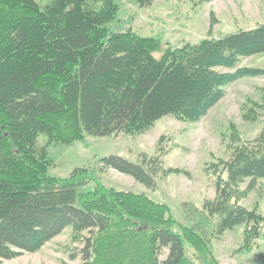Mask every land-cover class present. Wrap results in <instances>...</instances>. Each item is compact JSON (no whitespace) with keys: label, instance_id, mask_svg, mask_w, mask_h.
<instances>
[{"label":"trees","instance_id":"16d2710c","mask_svg":"<svg viewBox=\"0 0 264 264\" xmlns=\"http://www.w3.org/2000/svg\"><path fill=\"white\" fill-rule=\"evenodd\" d=\"M130 1L139 8L152 2ZM119 9V0H0V263L39 251L67 228L83 244L82 264H219L211 238L237 226L241 249L264 238V215L240 205L264 179V130L245 142L229 125L230 157L210 166L214 200L200 210L184 207L191 225L178 223L166 204L107 188L96 175L113 170L151 191L158 178L189 177L185 169L164 168L160 154H141L135 163L109 155L95 172L47 174L48 145L119 133L135 138L168 116L196 123L224 87L264 75L238 66L264 53V24L174 48L114 31ZM261 93V103H243V121L255 122L264 111ZM40 137L45 145L37 144Z\"/></svg>","mask_w":264,"mask_h":264},{"label":"rangeland","instance_id":"374dc122","mask_svg":"<svg viewBox=\"0 0 264 264\" xmlns=\"http://www.w3.org/2000/svg\"><path fill=\"white\" fill-rule=\"evenodd\" d=\"M44 4L47 0H38ZM120 9L110 25L114 31H131L141 37H151L174 48L186 43L196 44L205 38L219 39L238 31L255 29L264 24V0H152L147 7L139 8L130 0H119ZM159 57V55H155ZM239 67H256L264 70V53L243 58ZM223 71V70H222ZM264 75L238 80L223 88L224 96L196 123H187L172 116L157 121L147 132L131 138L121 133L113 136H85L82 141L69 145H48V155L53 165L47 174L66 178L75 168L95 172L98 160L109 155L120 156L130 162L139 155H161L164 168L185 169L189 177L169 175L158 178L151 191L131 177L113 170L97 173L100 183L107 188L144 194L154 201L166 204L172 217L181 224L191 225L184 211L187 205L200 210L204 201L215 198L214 181L210 166L218 160L227 161L229 125L235 126L241 139L253 141L264 130V111L255 122L242 120L241 107L246 99L261 103ZM162 138L161 150L156 143ZM40 137L37 144L45 145ZM221 167H219V170ZM223 174V178H225ZM248 180L241 183L240 191L247 189ZM240 205L256 209L264 215V179L256 182ZM82 237H88L82 232ZM210 245L219 264H264V238L254 242L253 248L243 246V227L226 231L219 238H211ZM82 242L72 241L69 228L46 243L35 253H23L0 264H82ZM165 258V251L160 257ZM160 259V260H161Z\"/></svg>","mask_w":264,"mask_h":264}]
</instances>
